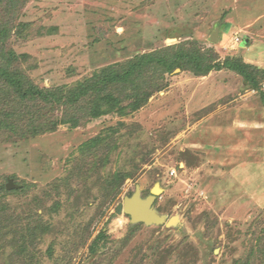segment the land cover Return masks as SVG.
<instances>
[{"label":"rangeland","instance_id":"374dc122","mask_svg":"<svg viewBox=\"0 0 264 264\" xmlns=\"http://www.w3.org/2000/svg\"><path fill=\"white\" fill-rule=\"evenodd\" d=\"M16 3L15 9L0 6L10 29L6 50L16 53L14 68L41 88L69 87L140 54L172 55L181 48L206 63L242 59L264 70V0ZM157 74L163 88L126 116L109 113L38 132L33 126L46 123V105L30 102L22 121L14 117L17 127L11 128V116L0 127V183L13 179L18 189L7 195L9 209L22 217L39 213L46 223L33 261L8 244L12 233L8 240L0 236V264H261L264 72L257 89L226 66L206 74L189 65ZM6 107L0 103L2 117ZM121 122L136 131L102 174L131 169L132 157L137 168L117 199L102 202L94 175L63 186L82 146ZM156 183L163 191L155 206L169 218L177 215V223L131 229L130 216L117 214L119 205L138 184L145 197ZM101 230L107 244L92 253Z\"/></svg>","mask_w":264,"mask_h":264},{"label":"trees","instance_id":"16d2710c","mask_svg":"<svg viewBox=\"0 0 264 264\" xmlns=\"http://www.w3.org/2000/svg\"><path fill=\"white\" fill-rule=\"evenodd\" d=\"M17 1L19 0H0V6L6 2L11 9H15ZM9 37V26L0 20V103L9 107L6 116L2 117L4 109L0 110V127L8 124L10 116L13 120L9 123L11 128L17 127V120L22 121L24 118L25 112L22 107L30 102L46 105V123L33 126L38 132L52 130L60 123L77 126L85 119H96L109 113L126 116L143 107L154 92L163 88V83L159 79L161 76L157 73L163 75L177 68L183 69L187 65L196 74H206L212 69L226 66L240 73L245 81L256 89L260 88L258 74L264 72L242 59L227 58L224 63H206L200 55L189 53L181 48L182 50L172 55L159 51L140 54L124 64L108 66L93 77L78 81L69 87L41 88L22 71L14 68L18 58L13 50H6ZM149 68L153 69L151 74L147 70ZM262 93L264 96V92ZM63 107L64 117L55 119L49 115ZM14 109H20L21 114L20 110L19 113L12 114ZM29 125L32 126V123ZM135 127L121 122L85 143L73 173L64 180L66 183L63 186L72 187V179L85 182L94 175L102 191V202L108 203V206L114 202L122 193L126 179L134 177V170L137 168L135 158L127 160L132 166L131 169H118L107 175H103L102 171L113 161L124 138L130 139L134 135ZM124 129L130 130L123 133ZM11 191H18V189H8L7 185L0 183V236L8 240L7 237L12 233L13 237L9 239L8 244L18 246L16 252L25 256L27 260L33 261L37 257L33 250L37 249L38 238L46 232V223L43 222L39 213L22 217L10 211L6 198ZM104 203H100V206H105ZM143 224L139 222L131 224L130 227L136 229ZM107 241V232L101 230L90 245L91 252H98L100 248L106 246ZM259 252L262 256L261 264H264V246ZM241 264H249V261Z\"/></svg>","mask_w":264,"mask_h":264},{"label":"water","instance_id":"95a60500","mask_svg":"<svg viewBox=\"0 0 264 264\" xmlns=\"http://www.w3.org/2000/svg\"><path fill=\"white\" fill-rule=\"evenodd\" d=\"M218 38V32L213 33L212 39ZM17 187L14 185L13 179H10L7 183L8 189ZM163 188L160 183H156L151 190V194L143 196L142 188L138 184L132 195L124 197L123 202L117 209V214L124 213L130 216V222L132 224L142 222L148 226L150 225H174L177 223L179 217L174 215L168 217V215L160 212L155 206L158 196L162 193Z\"/></svg>","mask_w":264,"mask_h":264}]
</instances>
